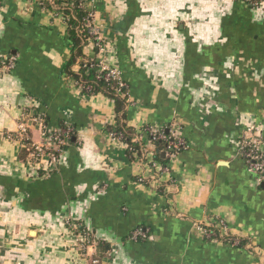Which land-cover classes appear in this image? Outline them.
<instances>
[{
    "label": "crops",
    "instance_id": "0c3cea01",
    "mask_svg": "<svg viewBox=\"0 0 264 264\" xmlns=\"http://www.w3.org/2000/svg\"><path fill=\"white\" fill-rule=\"evenodd\" d=\"M85 3L127 85L125 122L143 156L110 132L114 103L65 74L64 17L41 0H0V264H264V183L237 153L247 127L264 134V4ZM85 55L97 57L90 44ZM26 115L73 130L48 171L33 172L12 140ZM28 126L41 142V125ZM148 130L183 141L168 166ZM221 222L239 246L211 238ZM139 229L146 237L134 242Z\"/></svg>",
    "mask_w": 264,
    "mask_h": 264
},
{
    "label": "built area",
    "instance_id": "2783aa9c",
    "mask_svg": "<svg viewBox=\"0 0 264 264\" xmlns=\"http://www.w3.org/2000/svg\"><path fill=\"white\" fill-rule=\"evenodd\" d=\"M42 1V0H41ZM248 4L253 7H260L264 4V0H245ZM93 13L90 15V29H91V40L90 45L93 46L94 50L97 53V57L94 59H89L86 61L85 65L89 66L90 69H94L96 73L99 75V78L104 79L106 82L116 81L119 86V92L123 89H127L126 93L122 94L124 98L127 100V104L130 105V93L128 91L126 83L123 81L120 71L112 67L108 64V48L106 45V40L100 34L99 30L93 25ZM16 65V58L12 57L4 62L2 65V69L5 71H12ZM78 88L84 91L85 87L82 84L76 83ZM122 89V90H121ZM26 120H22L19 125L18 133L13 136L12 140H17L22 144L24 148L27 141H30L31 144L27 147V164L32 168L33 172L37 171H48L51 165L55 166L58 162V158L65 151L66 147L69 145L70 138L72 136L73 130L69 126L67 129H50L46 125H44V120L40 117L33 118L32 116L26 115ZM34 121V123L40 124L42 127V141L39 143H35L29 139L28 135V120ZM114 138H117L113 135ZM173 137L176 139L175 141L169 142L168 148L164 152L165 156L169 160H173L178 152L183 148L184 143L180 139L178 134H174ZM159 138L165 139L164 136H160ZM120 140V139H119ZM142 147V146H141ZM237 153L245 160L248 170L254 174L259 183H264V134L261 127L252 125L251 127H247L245 134L239 141L237 147ZM50 163V164H49ZM47 164L49 167L47 168ZM52 167V166H51ZM66 224L70 227V230L76 229L78 225L70 220L66 221ZM78 228V227H77ZM219 231V235L222 237L221 232L226 229L224 222H221V226L217 228ZM77 230V229H76ZM208 235H210L209 231L205 230ZM77 241L79 242L78 246L80 248H85L88 242V234L84 233V231H80ZM211 236V235H210ZM146 235L142 230H137L132 235V240L137 242L140 238H145ZM227 238L229 242L234 246H239V241L230 238L229 235L224 234L223 238ZM92 264H100L99 260H93Z\"/></svg>",
    "mask_w": 264,
    "mask_h": 264
},
{
    "label": "trees",
    "instance_id": "16d2710c",
    "mask_svg": "<svg viewBox=\"0 0 264 264\" xmlns=\"http://www.w3.org/2000/svg\"><path fill=\"white\" fill-rule=\"evenodd\" d=\"M41 7L59 13L67 22V34L71 44V54L65 66V74L74 82L82 84L85 87L84 94L92 96L103 95L114 103L116 126L110 128V132L127 144L130 152L137 154L139 158L142 157L141 147L138 145V141L135 140V130L125 122L127 120L126 107L128 104L122 94L126 93L127 89H121L122 91L120 93L116 81L106 82L104 79L98 77L99 75L94 69H90L89 66L85 65V62L89 60L85 55V49L92 38L90 29L91 12L86 8L85 0H42ZM75 67H77V70L74 69ZM67 127L69 126L63 123L60 128L67 129ZM147 134L150 142L157 148L155 159L161 161L163 166H168L169 159L167 157L160 159V157H162L161 154L168 148L169 142L175 141L176 139L173 135L166 134L163 131L154 132L148 130ZM160 136H164L165 139L159 138ZM30 144V141L26 142L27 147ZM27 147L25 146L23 149L25 155H27ZM81 231H84L83 227H81ZM210 233H212V239H220L229 243L227 238H222L219 235L217 228L212 229ZM142 239L139 242H143ZM240 245H242V242Z\"/></svg>",
    "mask_w": 264,
    "mask_h": 264
},
{
    "label": "rangeland",
    "instance_id": "374dc122",
    "mask_svg": "<svg viewBox=\"0 0 264 264\" xmlns=\"http://www.w3.org/2000/svg\"><path fill=\"white\" fill-rule=\"evenodd\" d=\"M38 136V134H36V137Z\"/></svg>",
    "mask_w": 264,
    "mask_h": 264
}]
</instances>
